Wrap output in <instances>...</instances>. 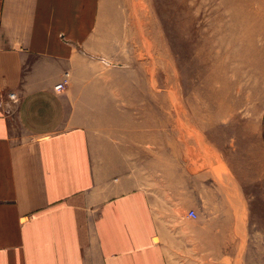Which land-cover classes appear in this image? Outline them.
<instances>
[{"label": "crops", "instance_id": "obj_1", "mask_svg": "<svg viewBox=\"0 0 264 264\" xmlns=\"http://www.w3.org/2000/svg\"><path fill=\"white\" fill-rule=\"evenodd\" d=\"M103 6L0 0V264H176L170 252L264 264V115L255 134L151 132V101L141 122V102L111 99L122 85L93 74L90 56L118 38ZM217 176L239 189L242 217Z\"/></svg>", "mask_w": 264, "mask_h": 264}, {"label": "rangeland", "instance_id": "obj_2", "mask_svg": "<svg viewBox=\"0 0 264 264\" xmlns=\"http://www.w3.org/2000/svg\"><path fill=\"white\" fill-rule=\"evenodd\" d=\"M106 21L118 38L107 52L90 56L102 59L92 61L93 74L109 88L122 85V92L109 89L111 99L141 102L134 109L141 122L150 111L142 103L151 101V132L167 128L194 137L201 123L217 124L218 136L257 132L264 115V0H104L100 23ZM216 180L222 201L242 217L239 189ZM168 254L176 264H247L254 256Z\"/></svg>", "mask_w": 264, "mask_h": 264}, {"label": "built area", "instance_id": "obj_3", "mask_svg": "<svg viewBox=\"0 0 264 264\" xmlns=\"http://www.w3.org/2000/svg\"><path fill=\"white\" fill-rule=\"evenodd\" d=\"M68 83H69V74L65 73L62 80L56 84L55 89L58 91H61V90L65 89V87L68 85ZM10 98L16 99V95L14 93H11ZM197 216H198L197 212L195 210H191L190 217L197 218Z\"/></svg>", "mask_w": 264, "mask_h": 264}]
</instances>
